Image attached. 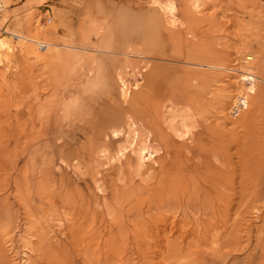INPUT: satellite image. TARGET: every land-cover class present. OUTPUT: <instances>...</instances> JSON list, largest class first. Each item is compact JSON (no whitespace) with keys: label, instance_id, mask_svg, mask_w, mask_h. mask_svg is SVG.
Returning <instances> with one entry per match:
<instances>
[{"label":"rangeland","instance_id":"obj_1","mask_svg":"<svg viewBox=\"0 0 264 264\" xmlns=\"http://www.w3.org/2000/svg\"><path fill=\"white\" fill-rule=\"evenodd\" d=\"M1 36L0 264H264V0H0Z\"/></svg>","mask_w":264,"mask_h":264},{"label":"bare ground","instance_id":"obj_2","mask_svg":"<svg viewBox=\"0 0 264 264\" xmlns=\"http://www.w3.org/2000/svg\"><path fill=\"white\" fill-rule=\"evenodd\" d=\"M161 9H164L162 6H161ZM8 47V45H7V42L2 38V36L0 37V53L2 52V50H4V49H6ZM0 58H1V56H0ZM120 79H121V82H122V84H121V93H122V95L123 96H126L127 94H128V91H129V85H128V83H127V81H126V78H124V77H120ZM136 84V83H135ZM133 85V84H132ZM137 86V85H136ZM127 97V96H126ZM238 104V103H237ZM131 125H132V123H131ZM132 127V126H131ZM134 134H135V132H134ZM141 148V147H140ZM143 150V149H142ZM139 156V155H138ZM137 156V157H138ZM216 254V253H215Z\"/></svg>","mask_w":264,"mask_h":264},{"label":"crops","instance_id":"obj_3","mask_svg":"<svg viewBox=\"0 0 264 264\" xmlns=\"http://www.w3.org/2000/svg\"><path fill=\"white\" fill-rule=\"evenodd\" d=\"M88 14H90V12H80V11H78L77 12V19H78V22L77 23H79V21H80V19L83 17V16H86V15H88ZM56 20H57V18H56ZM58 20L60 21L61 19L58 17ZM73 21V20H72ZM72 21H70L69 20V22L70 23H72ZM60 24V23H59ZM78 25V24H77Z\"/></svg>","mask_w":264,"mask_h":264}]
</instances>
